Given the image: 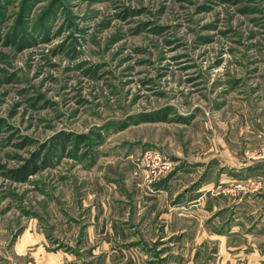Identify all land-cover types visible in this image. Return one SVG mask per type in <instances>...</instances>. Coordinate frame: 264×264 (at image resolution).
<instances>
[{
  "label": "rangeland",
  "instance_id": "374dc122",
  "mask_svg": "<svg viewBox=\"0 0 264 264\" xmlns=\"http://www.w3.org/2000/svg\"><path fill=\"white\" fill-rule=\"evenodd\" d=\"M133 171L196 177L264 264V0H0V264L66 228L79 250L91 190Z\"/></svg>",
  "mask_w": 264,
  "mask_h": 264
},
{
  "label": "crops",
  "instance_id": "0c3cea01",
  "mask_svg": "<svg viewBox=\"0 0 264 264\" xmlns=\"http://www.w3.org/2000/svg\"><path fill=\"white\" fill-rule=\"evenodd\" d=\"M125 176L91 190L90 220L85 237L78 238L79 250L76 228L64 227L72 234L70 243L65 241L69 250L55 249L59 241L47 249L51 243L41 240L40 264H254L225 252L233 246L208 223V212L217 207L208 206V187L193 185L196 177L172 173L149 189L139 173Z\"/></svg>",
  "mask_w": 264,
  "mask_h": 264
},
{
  "label": "trees",
  "instance_id": "16d2710c",
  "mask_svg": "<svg viewBox=\"0 0 264 264\" xmlns=\"http://www.w3.org/2000/svg\"><path fill=\"white\" fill-rule=\"evenodd\" d=\"M15 39H16V35L15 36L12 35L10 37L11 43H13L15 45H17V44L21 45V42L17 43L18 41H17V39L15 41ZM38 158L40 159V155ZM37 170H39L37 165L32 167L29 164H25L21 168L18 169V171H17L18 172L17 174L19 176L18 178H19V180L25 179V178H27L28 174H32L33 172H36Z\"/></svg>",
  "mask_w": 264,
  "mask_h": 264
},
{
  "label": "built area",
  "instance_id": "2783aa9c",
  "mask_svg": "<svg viewBox=\"0 0 264 264\" xmlns=\"http://www.w3.org/2000/svg\"><path fill=\"white\" fill-rule=\"evenodd\" d=\"M168 165L166 163H162V161H158L156 164L153 165L151 169V173L153 177L160 176L162 173L166 171Z\"/></svg>",
  "mask_w": 264,
  "mask_h": 264
}]
</instances>
